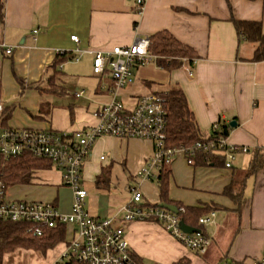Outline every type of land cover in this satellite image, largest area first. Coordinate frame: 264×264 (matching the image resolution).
<instances>
[{
    "label": "crops",
    "instance_id": "crops-1",
    "mask_svg": "<svg viewBox=\"0 0 264 264\" xmlns=\"http://www.w3.org/2000/svg\"><path fill=\"white\" fill-rule=\"evenodd\" d=\"M232 19L261 22L264 34V0H147L142 12L137 11V0H0V43L14 48L9 56L0 52V114L9 116L0 133L8 128L73 133L96 126L95 113L112 102L115 88L109 68L102 75L93 73L95 52L130 46L139 37L160 32L195 51L194 77L185 67L170 72L155 62L139 66L117 100L134 109L141 97L179 86L207 135L219 121L230 128L232 122L237 124L227 138L229 146L241 149L233 169L190 166L183 155L167 167L172 204L200 208L205 211L202 217L216 213L204 227L211 239L208 251L189 250L156 222H133L125 234L140 264L264 261V163L246 177L255 152L264 154V62L251 61L256 45L240 40ZM153 154L154 144L148 140L98 139L84 166L90 215L119 216L126 204L110 192L112 176L122 171L137 184V173ZM103 169L111 172L110 184L99 188L96 179ZM244 178L243 189L236 188L230 198L227 188ZM137 185L146 205L160 207L157 180ZM10 189L11 199L52 202L61 213L71 212L72 192L52 167L38 170L30 185ZM71 238L72 228L65 226L59 253H15H29L36 264H55ZM15 253L6 254L3 264Z\"/></svg>",
    "mask_w": 264,
    "mask_h": 264
},
{
    "label": "built area",
    "instance_id": "built-area-1",
    "mask_svg": "<svg viewBox=\"0 0 264 264\" xmlns=\"http://www.w3.org/2000/svg\"><path fill=\"white\" fill-rule=\"evenodd\" d=\"M146 1L137 0L138 12L144 10ZM71 40L79 42L76 36L71 37ZM149 47L150 39L139 37L130 46H116L110 51L95 52L93 73L102 75L109 68L115 88L112 102L95 113L96 126L73 133L23 128H8L0 133V155L5 160L30 155L49 161L52 168L61 174L62 185L72 192L71 212L64 214L52 202L11 199L8 196L9 189L0 180V222L23 223L28 226L27 232L34 237H44L49 230L58 226L72 228V238L60 261L79 264H140L125 234L126 225L133 222H156L177 242L197 254H205L211 244V239L202 230L193 234L185 233L179 214L159 206L146 205L139 185L131 189L132 198L121 209L119 216L100 219L91 216L86 208L88 191L84 185V166L93 145L101 137L148 140L154 144L152 158L136 175L137 184L144 180H157L160 172L169 167L179 155L185 156L188 165L194 166L196 153H210L215 144L211 141L196 142L191 147L168 146L166 111L159 95L141 97L134 109H127L117 100L118 91L132 82L134 69L155 62L156 57L150 54ZM13 50L5 43H0V52L9 56ZM184 67L189 77L193 78V68ZM81 95L77 93L76 97ZM219 129L220 121L215 123L212 130ZM216 150L225 156V169H233L236 153L241 149L229 146L227 138L221 137ZM178 210L184 212V209ZM215 217L216 213L210 212L200 218L199 224L208 226ZM251 264H264V261H253Z\"/></svg>",
    "mask_w": 264,
    "mask_h": 264
},
{
    "label": "trees",
    "instance_id": "trees-1",
    "mask_svg": "<svg viewBox=\"0 0 264 264\" xmlns=\"http://www.w3.org/2000/svg\"><path fill=\"white\" fill-rule=\"evenodd\" d=\"M255 1V0H250ZM237 34L241 41L256 45L252 62H264V34L261 22H247L232 19ZM149 52L156 57L155 63L167 71H175L183 68L185 65L194 67L197 61L195 51L178 41L168 32H160L149 37ZM59 61L57 65H59ZM58 73V72H55ZM58 92V90H56ZM54 91L53 93L57 94ZM62 93V91H61ZM164 101L166 111V135L167 144L171 147H191L196 142H214L210 153L197 152L194 157V166H214L223 167L225 165V156L217 149L218 139L228 138L230 128L220 121V129L212 130L210 134L204 133L198 126L195 115L190 108L184 91L179 86H173L167 92L159 93ZM9 116L0 114V127L2 123L8 120ZM216 145V146H215ZM264 163V154L255 152L249 171L254 174L259 171ZM52 167L49 161L37 159L30 155H25L10 160H5L0 155V180H2L8 189L16 186H28L31 184L35 173L38 170H45ZM171 172L165 168L158 178V187L160 190V199L162 204L176 206L178 209H184L179 212V217L183 223L204 232V227L199 224L200 218L205 214L204 210L195 207H181L172 204L168 200L169 179ZM245 177V178H246ZM232 183L226 190L230 198H234L235 189L241 191L245 185V180ZM111 172L103 169L102 173L96 179L97 187H108L110 184ZM240 197V196H239ZM28 226L23 223L0 222V264H3L4 256L18 249L34 250L45 253L47 250L57 246L65 240V226H58L49 230L44 237H34L27 232ZM69 264H79L70 262Z\"/></svg>",
    "mask_w": 264,
    "mask_h": 264
},
{
    "label": "rangeland",
    "instance_id": "rangeland-1",
    "mask_svg": "<svg viewBox=\"0 0 264 264\" xmlns=\"http://www.w3.org/2000/svg\"><path fill=\"white\" fill-rule=\"evenodd\" d=\"M75 85L71 88L72 91H74ZM80 89V88H79ZM137 186V184L134 182V180L127 174H123L122 171L119 172L117 174H114L112 176V183L110 185V192L113 193V195L115 197H117V199L119 201H123L125 204H127L131 198H132V193L130 191V187H134ZM14 191L19 192L18 190L13 189ZM35 190H39V189H35ZM13 191H11V189L8 191V196L11 197V193ZM16 193V192H14ZM60 246H56L51 248L50 250L54 251V252H60ZM18 252L17 250L12 252L15 253ZM9 259H7L5 261L4 264H36V261L32 259V257L26 254H22V255H18V253H15L12 257H7ZM70 262L67 261H59L57 260L55 262V264H69ZM226 264V263H223Z\"/></svg>",
    "mask_w": 264,
    "mask_h": 264
},
{
    "label": "water",
    "instance_id": "water-1",
    "mask_svg": "<svg viewBox=\"0 0 264 264\" xmlns=\"http://www.w3.org/2000/svg\"><path fill=\"white\" fill-rule=\"evenodd\" d=\"M236 123L235 122H232L230 124V126L232 128L236 127ZM160 207L161 208H164V209H167L175 214H179V210L176 206H173V205H169V204H160ZM182 230L185 232V233H188V234H193V233H196V232H199V230L193 228V227H190L188 225H186L185 223H182Z\"/></svg>",
    "mask_w": 264,
    "mask_h": 264
}]
</instances>
